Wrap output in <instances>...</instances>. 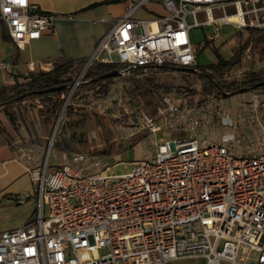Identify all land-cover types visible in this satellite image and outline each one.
Instances as JSON below:
<instances>
[{"label": "built area", "instance_id": "built-area-1", "mask_svg": "<svg viewBox=\"0 0 264 264\" xmlns=\"http://www.w3.org/2000/svg\"><path fill=\"white\" fill-rule=\"evenodd\" d=\"M125 1L126 11L101 36L85 70L94 61L128 66L123 76L136 66L190 68L205 39L216 41L225 25L242 33L264 29V0H161L166 13L152 18L136 13L154 0ZM55 17L30 0H0V35L6 28L22 48L53 28ZM196 27L210 28L199 42ZM75 87L49 144L17 148L33 182L17 201L34 200L36 208L23 226L0 231V264H168L182 257L264 264V91L200 102L162 90L154 114L142 102L127 104L114 139L124 143L142 134L156 151L145 150L129 162L131 170L114 173L123 163L118 155L113 164L109 155L94 153H62L53 162ZM207 133L214 138L203 137ZM87 137L102 147L101 129Z\"/></svg>", "mask_w": 264, "mask_h": 264}, {"label": "trees", "instance_id": "trees-1", "mask_svg": "<svg viewBox=\"0 0 264 264\" xmlns=\"http://www.w3.org/2000/svg\"><path fill=\"white\" fill-rule=\"evenodd\" d=\"M251 34L239 47L232 48V54L229 58H225L217 54V61L212 62L206 66L200 65L198 62L193 65V71H187L195 75L201 83V98L200 102L210 96H230L240 93L241 89L258 90L264 89V74L257 71H246L241 79H233L228 82H221L218 76H224L239 59V53L246 49L251 42L264 43V29L249 28L247 29ZM3 32L10 36L3 28ZM241 33V32H240ZM207 46L205 43L203 48ZM87 61V58H65L57 61L54 67L48 71L36 72L33 74V79L24 84L12 87H0V108H3L5 115L10 122L15 123L17 114L22 111V102L28 98L41 96H54L52 101L45 103L39 107L38 116L39 121H33L34 125L25 120L26 132L29 139L23 143H38L46 146V135L55 128L60 111L62 110L65 100L71 90L74 82L70 72L73 69L82 67ZM128 66L121 63H106L94 61L83 75L77 89L72 94L64 112V116L59 123L56 139L54 141L53 149L60 153H94L98 155H120L124 151L129 150L128 142L119 143L112 136L106 134L104 124V113H100L94 106L86 102H80V89L87 86H97V93L104 99L112 100V105L108 109V113L124 112V107L127 104H134L135 101L142 102L145 110L154 114V111L159 105V99L154 89L147 87L146 81L142 82L140 76H147L148 73L155 71H169L175 70L173 67H156V66H136L130 68V73L123 76L122 72ZM118 71L120 75L103 77V75ZM129 82L131 87L121 101L116 98L113 99V85L118 80ZM62 87L61 89H53L45 91L49 88ZM164 90H176L185 96L195 93L192 87L186 85H172L162 84L157 86ZM42 91V92H40ZM194 101V100H191ZM19 108L17 113L13 109ZM12 109V110H11ZM24 113V112H23ZM126 117V116H125ZM96 121L94 125L92 123ZM119 121H125L122 115L114 119L112 126ZM92 128H99L102 131L103 145L102 147L88 148L91 142L88 140L87 134ZM114 129V128H113ZM7 129L0 125V132L6 133ZM142 134H140V137ZM19 143L16 144V147ZM85 150V151H84Z\"/></svg>", "mask_w": 264, "mask_h": 264}, {"label": "crops", "instance_id": "crops-1", "mask_svg": "<svg viewBox=\"0 0 264 264\" xmlns=\"http://www.w3.org/2000/svg\"><path fill=\"white\" fill-rule=\"evenodd\" d=\"M30 1L39 5L41 11L56 16L53 28L24 43L22 48H17L2 31L0 62L7 61L10 66L0 64V87L24 85L33 79L34 73L48 71L65 58H88L101 36L112 26L113 19L128 7L125 0ZM164 13L166 8L162 1L154 0L138 10L136 16L152 18ZM0 125L7 129L6 133L0 132V231H5L23 226L33 216L36 203L34 200L17 201L22 192L32 189L33 182L27 173V162L17 157L16 144L23 143L18 132L4 115H0ZM203 137L214 138L208 133ZM61 154L57 152L55 159H60ZM205 263L203 257H182L168 264Z\"/></svg>", "mask_w": 264, "mask_h": 264}, {"label": "rangeland", "instance_id": "rangeland-1", "mask_svg": "<svg viewBox=\"0 0 264 264\" xmlns=\"http://www.w3.org/2000/svg\"><path fill=\"white\" fill-rule=\"evenodd\" d=\"M215 28V25H214ZM213 29V27H212ZM210 30L208 27H196L194 28L193 32H195V41L199 42L200 40H204L203 32ZM241 31L233 29L230 25H225L222 29L221 36L216 41H211L208 39H205V43L207 46L200 49L198 51V58L197 62L200 65L206 66L212 62L217 61V54H220L221 56L225 58H229L232 54V48L233 47H239L242 45V43L246 40V38L251 34L247 29L242 33ZM201 44H196L197 47H199ZM83 69V66L80 68L73 69L70 72V75L72 76L74 82L78 79L79 81V74L81 73ZM253 70L257 71L261 74H264V43H254L251 42L249 46L241 51L239 53V59L238 62L224 75V76H218V79L221 82H228L233 79H241L243 74L248 71ZM87 70H85L86 72ZM83 72V75L85 74ZM82 75V77H83ZM80 78V81L82 79ZM142 82L146 81V85L149 88L154 89L155 93L159 95V93L164 90L163 88L157 87L162 84H172V85H186L189 87H192L195 90V93L193 94L194 97H197L199 100L201 98V83L198 80V78L183 70H169V71H155L152 73H148L147 76H140ZM123 82V84H122ZM79 85V84H78ZM77 85V86H78ZM77 86L74 88L73 93L77 89ZM113 87V99L117 98L120 93H126L131 87L129 86V82L126 80L123 81L122 79H118ZM97 86H87L81 88L80 91V102H86L91 106H94L98 109L100 113H104V124L106 128V134L107 135H113L114 134V127L112 126L113 121L115 118V115H122V118L125 119V113L119 111H115L114 113L109 114L108 109L112 105V100L110 99H104L101 95L97 93ZM260 91H264V89H258ZM54 96H41V97H32L24 100L22 102L24 112H19L17 114V120L15 123L10 122L5 115V111L3 108H0V115H4V119H7L10 126L15 129V131L18 132L19 138L22 139L24 142L25 140L29 139L27 132H26V125L25 120L30 122L31 125H34L32 123L33 121H39L38 116V110L39 107L45 103H49L52 101ZM206 100V99H205ZM204 100V101H205ZM16 109H13L15 113H17V106H15ZM12 110V109H11ZM117 117V116H116ZM96 121L92 123L94 125ZM115 126V125H114ZM35 127V125H34ZM54 131V127L51 130L48 135H46V146L49 144V141L52 137ZM56 139V138H55ZM128 142L129 150L124 151L122 154L118 155L123 160V163H117L116 166L112 168V172L114 173H124L129 170H131V165L129 164L130 161L138 160L143 157V153L145 150L155 152L156 151V145L152 143V141L149 139V137L145 136L143 138L140 137V135L134 136L133 139H130ZM37 145H41L38 143H35ZM43 146V145H42ZM45 145L43 147H46ZM98 143H91V145L88 148H85L87 151L89 148L97 147ZM54 150V149H53ZM84 150V151H85ZM55 151V150H54ZM60 153V152H58ZM53 154H57L53 152ZM117 155H111L107 159L108 161L113 164L117 162ZM54 163H59L60 159H53ZM127 162V163H126Z\"/></svg>", "mask_w": 264, "mask_h": 264}, {"label": "water", "instance_id": "water-1", "mask_svg": "<svg viewBox=\"0 0 264 264\" xmlns=\"http://www.w3.org/2000/svg\"><path fill=\"white\" fill-rule=\"evenodd\" d=\"M86 69H87V68H86ZM177 70L193 71L192 68H188V67H180V68H177ZM118 75H120V72H118V71H114V72H110V73H107V74L103 75V77L118 76ZM74 83H75V85L77 86V85L80 83V80H79V81L76 80ZM61 88H62V87L49 88V89H47V90H45V91H51V90H53V89H61ZM246 91H247V89H241L240 92H246ZM40 92H42V91H40ZM67 98H68V97H67Z\"/></svg>", "mask_w": 264, "mask_h": 264}, {"label": "bare ground", "instance_id": "bare-ground-1", "mask_svg": "<svg viewBox=\"0 0 264 264\" xmlns=\"http://www.w3.org/2000/svg\"><path fill=\"white\" fill-rule=\"evenodd\" d=\"M83 72H85V68H83L82 71H81V73L79 74V76H78L79 80H80V78L82 77ZM77 81H78V79H77Z\"/></svg>", "mask_w": 264, "mask_h": 264}]
</instances>
